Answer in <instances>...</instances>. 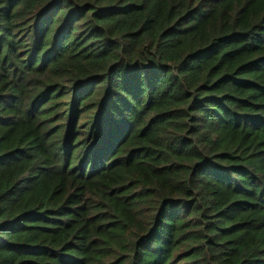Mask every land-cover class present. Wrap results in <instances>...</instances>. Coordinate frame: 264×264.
<instances>
[{"label": "trees", "instance_id": "1", "mask_svg": "<svg viewBox=\"0 0 264 264\" xmlns=\"http://www.w3.org/2000/svg\"><path fill=\"white\" fill-rule=\"evenodd\" d=\"M0 264H264V0H0Z\"/></svg>", "mask_w": 264, "mask_h": 264}]
</instances>
